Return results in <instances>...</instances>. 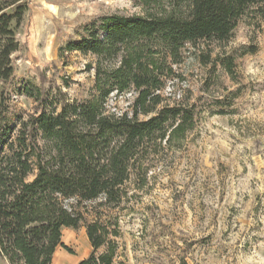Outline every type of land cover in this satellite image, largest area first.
<instances>
[{
	"label": "rangeland",
	"instance_id": "1",
	"mask_svg": "<svg viewBox=\"0 0 264 264\" xmlns=\"http://www.w3.org/2000/svg\"><path fill=\"white\" fill-rule=\"evenodd\" d=\"M29 1L6 84L12 122L40 111L21 93L25 85L41 88L57 108L96 96L94 70L86 66L95 58L64 46L98 16L141 13L134 0ZM253 46L254 53H245ZM209 53L211 60L233 56V75L220 61L202 63ZM172 68L156 111L193 107V128L147 157L146 183L137 188L131 177L118 205H103L102 197L66 204L84 222H117V264H264V19L242 18L221 44H186ZM134 97L133 90L112 92L106 109L131 114ZM61 242L72 253L57 247L60 256L52 264H77L91 252L83 224L64 228Z\"/></svg>",
	"mask_w": 264,
	"mask_h": 264
},
{
	"label": "trees",
	"instance_id": "2",
	"mask_svg": "<svg viewBox=\"0 0 264 264\" xmlns=\"http://www.w3.org/2000/svg\"><path fill=\"white\" fill-rule=\"evenodd\" d=\"M141 13H112L85 25L64 51L92 55L96 96L54 106L41 88H21L40 111L11 121L6 84L20 49L17 30L29 0H0V258L6 264H52L64 228L82 224L91 247L77 264H117V222L84 216L73 204L103 198L116 206L134 178L146 183L147 157L181 140L194 126V109L163 106L159 91L186 44L227 42L244 17L264 19V0H134ZM210 53L212 49L209 50ZM255 46L245 53H254ZM210 53L233 75L234 57ZM133 90L131 114L106 109L112 92ZM139 115L147 116L139 119ZM165 146V147H164Z\"/></svg>",
	"mask_w": 264,
	"mask_h": 264
},
{
	"label": "bare ground",
	"instance_id": "3",
	"mask_svg": "<svg viewBox=\"0 0 264 264\" xmlns=\"http://www.w3.org/2000/svg\"><path fill=\"white\" fill-rule=\"evenodd\" d=\"M60 256L59 252H55L54 256H53V262L57 261V258ZM72 260V259H71ZM75 261V260H74Z\"/></svg>",
	"mask_w": 264,
	"mask_h": 264
},
{
	"label": "crops",
	"instance_id": "4",
	"mask_svg": "<svg viewBox=\"0 0 264 264\" xmlns=\"http://www.w3.org/2000/svg\"><path fill=\"white\" fill-rule=\"evenodd\" d=\"M57 252V251H56ZM55 254V253H54ZM54 256V255H53Z\"/></svg>",
	"mask_w": 264,
	"mask_h": 264
}]
</instances>
